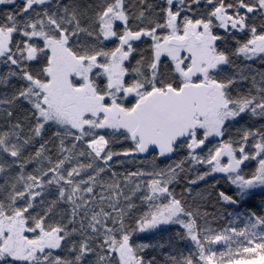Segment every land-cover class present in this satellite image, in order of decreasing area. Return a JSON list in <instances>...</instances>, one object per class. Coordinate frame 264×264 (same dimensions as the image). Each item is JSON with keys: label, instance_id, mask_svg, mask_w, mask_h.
I'll list each match as a JSON object with an SVG mask.
<instances>
[{"label": "snow or ice", "instance_id": "snow-or-ice-1", "mask_svg": "<svg viewBox=\"0 0 264 264\" xmlns=\"http://www.w3.org/2000/svg\"><path fill=\"white\" fill-rule=\"evenodd\" d=\"M0 6V264H264V0Z\"/></svg>", "mask_w": 264, "mask_h": 264}, {"label": "trees", "instance_id": "trees-1", "mask_svg": "<svg viewBox=\"0 0 264 264\" xmlns=\"http://www.w3.org/2000/svg\"><path fill=\"white\" fill-rule=\"evenodd\" d=\"M17 3H21L22 4V0L17 1ZM2 9H3V6H0V10H2ZM0 67H2V66H0ZM128 167H132V166H128ZM119 170L122 171L123 169L121 168ZM211 182H212V180H211V178H209L208 183H211ZM183 187H184V183L182 182L180 185L177 186V188H176L177 192L181 191ZM193 187H194V191H196V190L205 189L207 187V185L204 182H201L198 187L197 186H193ZM214 197H215V193L213 192V197L210 198V202L206 205L207 210L210 211V212L214 211V209L212 207V205L215 204ZM216 207L218 209H221V210H223V208L226 207L228 212H233L234 213V215L232 217H229V216H227L225 214V219L220 222V226H223L224 224L227 223L228 220H231V219L235 218V212H237V211L243 212L249 207H251L253 210H255L257 212H260V211L264 210V192H261L257 196L253 197L248 203L242 204L238 208H235V207H232V206H222V205H216ZM241 220H242V218L236 220V224L239 225V226H242Z\"/></svg>", "mask_w": 264, "mask_h": 264}, {"label": "rangeland", "instance_id": "rangeland-1", "mask_svg": "<svg viewBox=\"0 0 264 264\" xmlns=\"http://www.w3.org/2000/svg\"><path fill=\"white\" fill-rule=\"evenodd\" d=\"M17 1H19V0H17Z\"/></svg>", "mask_w": 264, "mask_h": 264}]
</instances>
